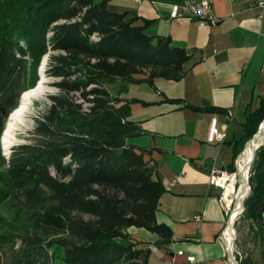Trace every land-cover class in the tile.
I'll return each mask as SVG.
<instances>
[{
    "label": "trees",
    "instance_id": "obj_1",
    "mask_svg": "<svg viewBox=\"0 0 264 264\" xmlns=\"http://www.w3.org/2000/svg\"><path fill=\"white\" fill-rule=\"evenodd\" d=\"M107 1L0 0V264H148L150 248L123 241L124 228L143 226L158 242L172 237L157 218L165 185L153 176L152 148L131 141L145 132L131 117L136 98L106 83L181 79L191 51L169 34L148 33L137 14L112 10ZM46 53L58 90L33 137L6 156L5 121L21 92L38 83ZM263 119L264 94L246 114L235 157ZM249 182L243 216L256 248L264 231V142ZM241 262L262 264L250 253Z\"/></svg>",
    "mask_w": 264,
    "mask_h": 264
},
{
    "label": "crops",
    "instance_id": "obj_2",
    "mask_svg": "<svg viewBox=\"0 0 264 264\" xmlns=\"http://www.w3.org/2000/svg\"><path fill=\"white\" fill-rule=\"evenodd\" d=\"M192 1H107L112 10L137 14L135 23L143 24L148 33L169 34L174 43L191 51L181 79L159 76L155 85L117 79L110 82L111 87L106 85L112 92L136 98L131 102V117L145 132L131 141L152 148L147 157L155 161L153 176L165 185L157 218L171 226V239L158 242L160 235L143 226L124 228L123 241L150 248L148 264H181L189 256L206 264H230L219 238L226 213L218 199L219 187L209 181V170L213 164L235 162L246 146L235 157L246 114L264 94V16L259 0H212L213 22L170 15L173 3ZM184 102L224 110L194 109ZM215 115L226 136L209 141ZM256 248L264 264V231Z\"/></svg>",
    "mask_w": 264,
    "mask_h": 264
},
{
    "label": "built area",
    "instance_id": "obj_3",
    "mask_svg": "<svg viewBox=\"0 0 264 264\" xmlns=\"http://www.w3.org/2000/svg\"><path fill=\"white\" fill-rule=\"evenodd\" d=\"M259 5L261 6V16H264V0H259ZM211 5L212 0H195L188 3H173L171 6L170 15L172 17H178L182 15H188L190 17H196L201 22H213L215 17L211 15ZM229 117H232L234 113L229 111ZM226 136L225 129H221L218 125L217 116H213L210 121L209 131L207 138L209 141H219L223 140ZM244 150V149H243ZM242 152L235 158V168L231 169L228 166H222L218 164H213L209 170V181L219 187V202L223 206L226 219L223 228L219 233V238L223 240L225 244V253L230 264H243L241 262L242 253L236 248L235 239H236V227L235 221L237 217L244 211L245 206L242 204L236 206V201L239 192L240 186V177L238 164L241 158ZM150 165H154L155 161L150 160ZM250 167H248L247 180H249ZM249 185L246 189L248 191ZM244 198V197H243ZM237 209L235 218L232 220L231 217L234 214V210ZM233 229L231 231V227ZM178 253H183L182 249L178 250ZM181 264H206L203 261H197L192 256L188 257V261H185Z\"/></svg>",
    "mask_w": 264,
    "mask_h": 264
},
{
    "label": "rangeland",
    "instance_id": "obj_4",
    "mask_svg": "<svg viewBox=\"0 0 264 264\" xmlns=\"http://www.w3.org/2000/svg\"><path fill=\"white\" fill-rule=\"evenodd\" d=\"M48 60H49L48 53L44 54L41 57V61H40L39 68H38V71H39L38 81L40 80V78H45L47 81V85L50 87L49 89L50 91H48V93L43 98L37 99L35 101L36 114L33 116V122L29 126L20 125L19 127H17L13 131V134L9 136L10 138L9 146H8L9 142L5 139L4 133H3L4 137H2V134H1V143L3 147V153H5L6 156H8V154L10 153L9 151L12 149V147L15 144L23 142V141H27L31 137H33V130L37 124V118L41 117L47 111L48 106L50 104L49 94L58 90V87L54 84V80H56L57 77L48 74L46 71V68L48 66ZM106 85L108 87H111L110 83H106ZM247 146H249V143L247 144ZM253 152L251 153V155L253 154ZM251 155L249 159L243 165V170L245 174L248 172V164L250 162ZM3 210L4 212L9 213L10 209L8 208L7 204L3 206ZM243 213L244 211L237 217L235 221V227H236L235 245H236V248L240 250L244 255L246 253H250L259 261V258H257L258 256H256L255 254L257 248L253 246L252 240H251L252 233L250 229V221L244 218Z\"/></svg>",
    "mask_w": 264,
    "mask_h": 264
},
{
    "label": "bare ground",
    "instance_id": "obj_5",
    "mask_svg": "<svg viewBox=\"0 0 264 264\" xmlns=\"http://www.w3.org/2000/svg\"><path fill=\"white\" fill-rule=\"evenodd\" d=\"M45 64V62H44ZM44 73V72H42ZM50 87L47 85V81L45 78H40L36 86L29 87L25 89L19 96L18 102L15 105V107L10 111L6 121H5V127L2 131V137L5 136V139L9 142L11 136L13 134V131L19 127L20 125L23 126H29L33 122V116L36 114V107H35V101L37 99L43 98L49 90ZM264 119L261 123L260 130L256 133L254 139L252 141H249V146H245L244 152L242 153V156L240 158L238 169H239V177H240V186H239V192L238 197L236 201V206L242 204V199L244 195L246 194V189L248 187V183L246 182V177L248 175V172L245 174L243 170V165L245 162L249 159L251 153L254 151V148L258 146V142L260 139L264 137V126L263 124ZM5 130V132H4ZM4 133V136H3ZM264 139V138H263ZM10 145V142L8 143V146ZM253 154L251 155L252 158ZM250 158V160H251ZM245 169V168H244ZM237 209L234 210V214L232 215L231 219L233 220L236 216ZM234 230L233 226L231 227V231Z\"/></svg>",
    "mask_w": 264,
    "mask_h": 264
},
{
    "label": "water",
    "instance_id": "obj_6",
    "mask_svg": "<svg viewBox=\"0 0 264 264\" xmlns=\"http://www.w3.org/2000/svg\"><path fill=\"white\" fill-rule=\"evenodd\" d=\"M24 90H25V89H24ZM24 90H23V91H24ZM23 91H22V92H23ZM22 92H21V93H22ZM261 123H262V121L260 122L257 131L253 134L252 137H250V138L247 140L246 145L249 143V141H252V140L254 139L256 133H257V132L260 130V128H261ZM263 142H264V139L261 141L260 144H262ZM260 144H259V145H260ZM259 145H258V146H259ZM258 146H256V147L254 148L253 156H252V158H251V160H250V162H249V164H248V167L251 166V164H252V161H253V159H254V156H255V153H256V149L258 148ZM11 150H12V149H11ZM11 150H10V151H11ZM10 151H9V152H10ZM246 182L248 183L249 188H248V191H246V194L244 195V198H243V204H244V200H245V198L248 196V194H249L250 191H251V184H250L249 180H247V177H246Z\"/></svg>",
    "mask_w": 264,
    "mask_h": 264
}]
</instances>
